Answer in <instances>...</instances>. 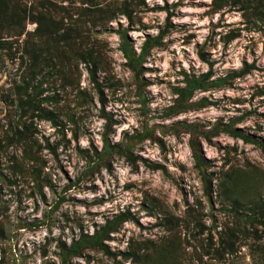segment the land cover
Wrapping results in <instances>:
<instances>
[{"label":"rangeland","instance_id":"374dc122","mask_svg":"<svg viewBox=\"0 0 264 264\" xmlns=\"http://www.w3.org/2000/svg\"><path fill=\"white\" fill-rule=\"evenodd\" d=\"M51 1L0 0V264H264V0Z\"/></svg>","mask_w":264,"mask_h":264},{"label":"trees","instance_id":"16d2710c","mask_svg":"<svg viewBox=\"0 0 264 264\" xmlns=\"http://www.w3.org/2000/svg\"><path fill=\"white\" fill-rule=\"evenodd\" d=\"M46 1V4H49L47 6V8L45 10H50L51 8H53V5L54 3L51 1V0H44ZM81 3H85L87 4V6L89 7H94V6H102L103 4H105L106 7H110L112 9L111 11V16L109 17L111 20L113 18L116 17V15L119 13V14H123V15H126L128 18L131 17V14H130V10L127 6V4L124 2L120 3V5H117L118 3L115 2L116 0H80ZM114 7V8H112ZM109 9V8H108ZM36 32L39 34V35H42V34H48V33H51L52 31H41L39 28H36ZM82 55H84L83 57L85 56H90L91 54V51H86V52H81ZM199 55L202 59H204L203 55L201 54V52H199ZM89 73H93V70H89ZM190 88L192 87V85L189 86ZM233 135H236V136H241L242 138L244 139H250L248 138L247 136H244L236 131H233L231 132ZM254 142H256L255 140H253ZM191 155H192V158H193V161H194V165L196 166V168H198V170L200 171V173L202 174L203 178L205 177V172L203 170V166L201 164V155H200V151L198 149V147L196 146L195 143L192 142L191 144ZM224 244L225 242L224 241H221V243L219 244L220 246L218 248H216L217 250H224L225 247H224ZM224 252V251H223Z\"/></svg>","mask_w":264,"mask_h":264}]
</instances>
